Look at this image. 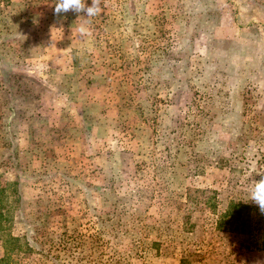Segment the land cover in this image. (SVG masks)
I'll list each match as a JSON object with an SVG mask.
<instances>
[{
	"label": "rangeland",
	"instance_id": "rangeland-1",
	"mask_svg": "<svg viewBox=\"0 0 264 264\" xmlns=\"http://www.w3.org/2000/svg\"><path fill=\"white\" fill-rule=\"evenodd\" d=\"M55 2L0 0L5 264H264V0Z\"/></svg>",
	"mask_w": 264,
	"mask_h": 264
},
{
	"label": "trees",
	"instance_id": "trees-1",
	"mask_svg": "<svg viewBox=\"0 0 264 264\" xmlns=\"http://www.w3.org/2000/svg\"><path fill=\"white\" fill-rule=\"evenodd\" d=\"M3 193L4 191H0V240H2L5 247L7 258L2 259L0 264L7 263L9 256L16 251L20 250L30 253L34 251L27 238L23 236H13L10 232H7L6 226H8L10 223L12 224L14 217L11 214L13 210L9 212L6 210L7 207H5V199H3L1 196ZM13 195L17 196L18 193L15 192ZM17 199L19 201L21 200L20 195L17 197ZM252 211L253 209L245 204L231 203L224 215L219 220L218 228L222 231L237 232L245 236L253 235L256 232L258 233L261 231V229L257 226L260 220L257 219V222H254ZM262 239V244L258 247L261 250H264V237Z\"/></svg>",
	"mask_w": 264,
	"mask_h": 264
},
{
	"label": "clouds",
	"instance_id": "clouds-1",
	"mask_svg": "<svg viewBox=\"0 0 264 264\" xmlns=\"http://www.w3.org/2000/svg\"><path fill=\"white\" fill-rule=\"evenodd\" d=\"M73 11L75 13H84L88 21L92 17L98 16L103 11L102 0H92L91 6H87V0H56L54 14L60 16L62 13ZM81 33L88 31L86 25L79 28ZM259 206L261 214H264V175L259 181H252L248 191V199Z\"/></svg>",
	"mask_w": 264,
	"mask_h": 264
}]
</instances>
